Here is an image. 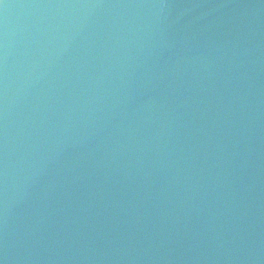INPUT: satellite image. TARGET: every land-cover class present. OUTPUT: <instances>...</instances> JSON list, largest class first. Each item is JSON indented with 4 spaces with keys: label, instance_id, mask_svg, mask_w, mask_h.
<instances>
[{
    "label": "water",
    "instance_id": "water-1",
    "mask_svg": "<svg viewBox=\"0 0 264 264\" xmlns=\"http://www.w3.org/2000/svg\"><path fill=\"white\" fill-rule=\"evenodd\" d=\"M0 260L264 264V0H3Z\"/></svg>",
    "mask_w": 264,
    "mask_h": 264
},
{
    "label": "clouds",
    "instance_id": "clouds-1",
    "mask_svg": "<svg viewBox=\"0 0 264 264\" xmlns=\"http://www.w3.org/2000/svg\"><path fill=\"white\" fill-rule=\"evenodd\" d=\"M0 264H4V261L3 260H0Z\"/></svg>",
    "mask_w": 264,
    "mask_h": 264
},
{
    "label": "snow or ice",
    "instance_id": "snow-or-ice-1",
    "mask_svg": "<svg viewBox=\"0 0 264 264\" xmlns=\"http://www.w3.org/2000/svg\"><path fill=\"white\" fill-rule=\"evenodd\" d=\"M0 3H3V0H0Z\"/></svg>",
    "mask_w": 264,
    "mask_h": 264
}]
</instances>
